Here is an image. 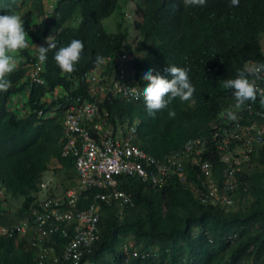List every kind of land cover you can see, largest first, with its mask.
<instances>
[{
    "label": "trees",
    "instance_id": "1",
    "mask_svg": "<svg viewBox=\"0 0 264 264\" xmlns=\"http://www.w3.org/2000/svg\"><path fill=\"white\" fill-rule=\"evenodd\" d=\"M127 1L134 9V43L120 21L115 22L114 32L102 24V19L119 7V0H0V14L21 17L28 43L27 48L13 54L18 67L7 77L12 87L0 93V191L11 197L24 196L16 212L0 210L1 224L9 225L24 215L31 192L52 160L57 163L54 172L62 179L58 177L62 188L73 182L74 158L60 154L67 104H97L103 126L111 128L114 135L118 131L125 134V124H135L133 143L163 158L187 138L203 134L220 110L233 106L231 91L222 87L224 80L235 78L248 62L264 61L260 41L264 35V0H240L238 7H230L229 0H206L203 7H185L183 0ZM73 39L84 43V51L75 70L65 74L53 56ZM49 43L56 48L41 64L37 47ZM121 52H129V58L121 59ZM97 55L105 58L103 65L94 63ZM35 63H39V81L29 72ZM167 66L189 70L196 89L195 103L173 100L152 118L143 99L123 91L112 93V85L118 80L130 86H146L141 77L150 67L170 79L164 71ZM95 67L104 76L102 91L95 86L92 90L87 79ZM120 73L124 76L121 80ZM54 90L58 96L50 102L56 107L52 117H38L36 111L49 104L43 98ZM20 95L27 100L25 116L14 101L10 102ZM246 104L254 111H264L259 96ZM169 110L175 111V118L168 117ZM182 163L187 177L184 181L170 173L156 187L136 177H116L117 188L129 195L134 205L120 208L115 202H101L99 239L79 264H264V148L250 155L237 176L242 184L234 194L232 209L194 199L191 185L201 184V178L188 169L187 160ZM211 163L219 165L216 157ZM205 188L208 191L206 184ZM104 191L108 190L84 192L78 206L86 208ZM122 236L131 245L128 252L118 249ZM56 239L55 252L59 253L66 240L60 235ZM38 262L36 250L24 239L0 237V264ZM52 264L73 263L59 260Z\"/></svg>",
    "mask_w": 264,
    "mask_h": 264
},
{
    "label": "built area",
    "instance_id": "2",
    "mask_svg": "<svg viewBox=\"0 0 264 264\" xmlns=\"http://www.w3.org/2000/svg\"><path fill=\"white\" fill-rule=\"evenodd\" d=\"M39 63H35L31 69V78H36ZM123 79V73L118 75ZM88 81L93 90L94 86L102 91L100 83L104 80L101 71L95 67L88 72ZM251 80V79H250ZM258 88H264L257 81ZM123 91L124 95L139 94L138 85L132 86L116 81L112 85V93ZM58 94V90L53 92ZM44 101H50L49 95ZM63 113V141L62 156L74 157V170L78 179V186L68 193L65 202L53 201V203L40 204L33 208L30 216L33 225L29 226L25 219L16 226L20 234L31 233L33 245H38L42 251L51 250L49 237L54 233H60L67 238L65 246L59 257H54L53 262L63 260L79 264L80 260L91 251L94 243L99 239V202L80 209L77 206L75 192H84L90 188L106 189L96 197L100 201L111 202L115 200L119 206H133L129 196L117 188L119 175H133L157 186L162 185L170 173H176L180 180H185L183 160H187L192 169L197 168L200 174L209 177L211 175V163L203 157V153L219 155V160L226 165L224 174L227 176L223 183L222 194L212 184L209 192H200L202 201L212 197L221 202L230 204L231 200L225 192L231 191L235 182L233 180L236 171H242L244 163L250 160V155L264 148V111L256 108L254 111L250 104L235 110L238 119L230 121L221 111L215 124L209 131V135L188 141L185 145L168 153L162 160L156 161L147 157L140 149L131 146L129 140L121 141L110 129L104 128V117L100 115L99 106L93 103H70L64 106ZM51 111L38 114L50 116ZM249 119V121H247ZM62 201V200H61ZM62 208L56 206L62 205ZM46 244V246H45ZM43 253L40 257H43ZM84 264H89L85 262Z\"/></svg>",
    "mask_w": 264,
    "mask_h": 264
},
{
    "label": "clouds",
    "instance_id": "3",
    "mask_svg": "<svg viewBox=\"0 0 264 264\" xmlns=\"http://www.w3.org/2000/svg\"><path fill=\"white\" fill-rule=\"evenodd\" d=\"M183 3L185 7H203L206 4V0H183ZM131 4V3H130ZM240 5V0H229V6L230 7H238ZM134 10V9H133ZM127 17L131 19V23H133L134 20V13L133 16L128 13ZM133 27V25H132ZM116 30V29H114ZM129 30V29H128ZM134 33H136L137 38V32L133 28ZM48 39V38H47ZM131 41V40H130ZM136 41V40H135ZM131 41V42H135ZM28 47V43L26 42L25 38V29L23 26L22 19L19 15L16 14H0V93H6L11 87L12 82L7 77L9 74L13 73L17 67H18V58L17 56L13 55L15 53H18L21 49H25ZM56 45L54 43H49L47 47L40 46L37 47V59L38 61L43 64L48 59V52L51 49H55ZM264 50V49H263ZM84 51V43L81 40L73 39L67 46L59 47L58 50L55 51L53 60L56 64V66L60 69L62 73L70 74L75 70V66L80 62L82 58V53ZM129 52H121V59H124L125 57H128ZM134 55V53H132ZM129 58V57H128ZM137 59V58H136ZM105 58L103 56L97 55L94 63L97 66L103 65L105 63ZM245 70L238 71L237 75L233 79H226L222 82V87L224 89L230 90L232 93V97L234 99V104L232 109L239 110L242 108L243 105H245L246 102H255L259 96V104L264 107V88H258L257 87V81L260 85L264 86V61L263 62H248L244 65ZM32 69V66H31ZM29 70V72L31 71ZM164 71L170 75V79H167L160 75L159 71L155 67H150L147 71H145L142 75V80L146 82V86L138 85L139 94L136 97L137 100H142L146 107V111L149 117L155 118L156 113L159 111H162L166 108H168L169 104L172 103L173 100L178 99L180 102H188L191 101L192 103H195V100L193 99L194 93L196 91L193 84L190 82L188 72L189 70L187 68H181L177 66H167ZM251 79V80H250ZM55 91V90H54ZM53 91V92H54ZM53 92L49 95V97L52 99L56 98L58 96L54 95ZM23 95V94H22ZM26 96V95H25ZM24 96H19L18 98H12L10 102L14 101L16 105H18V108H21L22 115H27V105L25 99L22 100ZM25 98V97H24ZM50 101H48L49 104L46 105L44 109H41V111H44V113L51 111L50 116L39 115L38 111H36V115L38 117H41L43 119L52 117L54 110L56 107L51 106ZM25 102V103H24ZM43 102H47L44 101ZM22 103V104H21ZM228 109L224 108L220 110L215 118V120L212 122V120L208 123L206 126V130L203 134L196 135L194 137L187 138L179 147L170 150L168 153L175 151L177 149L182 148L186 142L194 140L196 138L205 137L209 135V131L212 128V126L215 124L219 114L221 111ZM222 115H226L227 119L230 121H236L238 119L237 112L234 110H225V112ZM176 113L173 110L168 111V117L169 118H175ZM63 117V116H62ZM104 128H106L104 126ZM109 129V128H106ZM112 131V129L110 128ZM137 130L135 124L131 125L130 127H127L125 129V134L122 133V131L116 132V136L121 139V141L129 140L131 146L136 147L140 149L147 157L152 158L156 161L162 160L168 153L165 154L163 158H156L149 153H147L141 146L135 145L133 143L134 138L137 137ZM113 134V132H112ZM114 135V134H113ZM114 135V136H115ZM62 141L61 139V146H60V154L62 156L61 150H62ZM62 157H68V156H62ZM203 157L208 159V161L211 163L213 157L217 158L218 166L212 165L211 163V175L209 177H205V175L200 174L199 170L197 168L192 169L191 165L189 163L188 169H191V172L195 171L197 174V179L199 177L201 178V184L203 188L200 189L199 185L193 184L191 185V189L193 192L194 199H197L200 201V203H208L211 205H221L225 207L226 209H232L234 207L235 203V197L234 194L237 193V190L240 188L242 182L240 179H238V175L243 172L242 171H236L234 173V186L229 192H225V195L231 200L230 204H226L224 202H221L219 199H214L213 197L207 201H202V197L200 198L199 193H207L205 188V184L208 186V190L212 186V184L216 185L219 189L218 195L222 194V187L223 183L226 180V175L224 174L226 165H224L219 160V155L216 154L214 156V153L209 154L208 151H205L203 153ZM74 158V157H73ZM57 166V163L55 161H51L49 164V170L42 174L41 179L37 182L36 188L31 192L30 198L31 201L28 204V207L26 208V211L24 212V215L16 220L15 222L5 225L0 223V237L7 238V237H17L19 239H24L27 243V246L30 248H33L36 250V257L39 260L38 264H52L54 257H59L62 253V250L65 246V244L62 247L61 252L56 253V244L58 243L56 237L60 235L63 237L60 233H54L49 237L50 246L53 247V251L46 250L42 251V249L38 245H33L36 241H33V238L31 236L30 232L20 234L16 230V226L20 224L25 219H28L29 226L33 225V218L29 217L30 213L33 208L37 207L40 204H48L53 203V201L65 202L68 198H71L68 196V193L71 191H75L74 189L78 186V179L76 178V173L74 170L73 165V182L69 185V183L65 182L64 184H68L69 186L66 188H62L60 177L55 174L54 169ZM58 167H60L58 165ZM119 176H125V175H119ZM118 176V177H119ZM128 176V175H127ZM60 179H59V178ZM129 177H136L133 175H129ZM138 178V177H136ZM179 178V177H178ZM185 178H187L185 176ZM140 179V178H139ZM62 180V179H61ZM142 182L149 184L152 187L154 186L151 182L144 181L140 179ZM92 189V188H90ZM88 189V190H90ZM86 190V191H88ZM84 191V192H86ZM84 192H75V198L77 201L78 206V199L81 194ZM102 193V192H100ZM98 193V194H100ZM97 194V195H98ZM96 195V196H97ZM127 195V194H126ZM18 196L22 197V203L24 202V196L22 195H15L13 198H17ZM94 198L91 204H96L95 202H99V208L101 207V202L98 197ZM129 196V195H127ZM8 194L5 195L2 191H0V210H4L5 212H8L9 210L11 212H16V210H12L10 208V204L6 201V199L10 198ZM130 197V196H129ZM131 199V198H130ZM62 200V201H61ZM132 200V199H131ZM118 204L116 201H111ZM133 202V201H132ZM20 203V206L22 205ZM110 203V202H105ZM90 204V205H91ZM134 205V204H133ZM19 206V207H20ZM62 205H58L59 209L62 208ZM89 206V205H88ZM87 206V207H88ZM119 206V205H118ZM18 207V208H19ZM79 207V206H78ZM120 208L130 207V206H119ZM80 209H83L84 207H79ZM118 213H121V210L118 211ZM64 238V237H63ZM67 241V238H64ZM46 246V244H45ZM43 253V257H40V254ZM59 261V260H58Z\"/></svg>",
    "mask_w": 264,
    "mask_h": 264
},
{
    "label": "rangeland",
    "instance_id": "4",
    "mask_svg": "<svg viewBox=\"0 0 264 264\" xmlns=\"http://www.w3.org/2000/svg\"><path fill=\"white\" fill-rule=\"evenodd\" d=\"M119 7L116 8V10L112 13V15L108 18L102 19V24L105 27V29L108 32H114L116 29V23L117 21H120L123 28L129 29V40L135 41L136 40V33L133 31L131 19L127 17V14L130 13L133 16V6L130 4L127 0H119ZM128 31V30H127ZM261 45L264 49V35L261 36ZM126 123V121H125ZM122 130H125L127 128V125L125 124ZM11 209L16 210L20 206V203H22V197L18 196L17 198L10 197L8 198ZM13 203V204H12ZM130 243L127 240L126 236H122V241L120 242L118 249L124 252H128L130 250Z\"/></svg>",
    "mask_w": 264,
    "mask_h": 264
}]
</instances>
